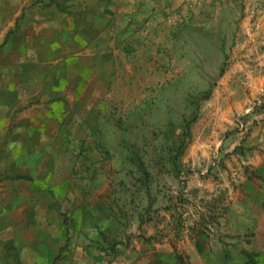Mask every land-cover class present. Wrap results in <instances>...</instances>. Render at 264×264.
<instances>
[{
	"label": "rangeland",
	"instance_id": "rangeland-1",
	"mask_svg": "<svg viewBox=\"0 0 264 264\" xmlns=\"http://www.w3.org/2000/svg\"><path fill=\"white\" fill-rule=\"evenodd\" d=\"M51 1L32 2L8 33L0 3V264H206L211 253L218 264L219 255H240L241 231L264 230V0H182L162 20L165 63L153 59L161 79L146 101L92 139L95 159L84 154L86 139H68L67 170L54 164L37 186L21 164L29 168L24 156L39 138L14 134L10 107L49 83L52 28L38 22L52 17ZM210 85L174 165L164 125L173 123L175 141L192 111L188 95ZM55 174L69 179L65 191L54 190ZM232 241V251L222 248Z\"/></svg>",
	"mask_w": 264,
	"mask_h": 264
},
{
	"label": "crops",
	"instance_id": "crops-1",
	"mask_svg": "<svg viewBox=\"0 0 264 264\" xmlns=\"http://www.w3.org/2000/svg\"><path fill=\"white\" fill-rule=\"evenodd\" d=\"M35 1L0 2L5 11L2 25H6V33L11 31L14 21L25 8ZM181 2H50L52 17L48 21L38 22L39 25L52 28L48 33L52 38V74L49 83L34 87L28 92V97L22 101L18 98L17 105L10 107V112H18L14 134L25 139L30 138L29 135L39 138L35 141L36 150L24 156L29 168L21 164L22 168L28 169L27 174L36 179H33L32 184L43 186L47 181L50 182V177L40 179L37 176L42 171L51 172L54 164L67 170L65 168L69 161L66 153L72 148L66 145L68 139H86L83 144L80 142L85 148L84 154L92 155L95 159L100 153L92 139L107 136L105 133L111 129L114 119L119 120L117 116L124 119V115L146 101L148 90L161 79L160 63H165L162 53L158 52L165 26L162 20L169 11L181 6ZM153 59L159 60L157 67ZM17 91L19 93V88ZM7 106L9 108L10 104ZM54 154L58 156L53 157ZM68 184L69 179L66 177L52 176L54 190L63 192L65 190L62 187ZM257 204L259 208L262 207L260 218L264 220V198H260ZM4 212V207H1L0 214ZM17 231L12 226L7 232ZM241 234L242 239L246 237L250 240L246 241L242 253L236 257L228 252L219 255L218 264H264V230L250 227L241 231ZM233 244L232 241L221 246L226 251H232L235 247ZM211 256L212 253L205 257V263L217 264ZM201 264L204 262L201 261Z\"/></svg>",
	"mask_w": 264,
	"mask_h": 264
},
{
	"label": "trees",
	"instance_id": "trees-1",
	"mask_svg": "<svg viewBox=\"0 0 264 264\" xmlns=\"http://www.w3.org/2000/svg\"><path fill=\"white\" fill-rule=\"evenodd\" d=\"M222 74V73H220ZM212 88L213 85H210V87L205 90L198 92L193 95H188L186 101L188 103V107L192 109L191 113L182 119V123L180 126L181 133L177 135L176 140L172 141L171 137L169 135H172L175 133L174 125L171 121L167 122L164 125L166 136L165 138H168L170 141V144L164 145L163 148H165V154L166 158L176 165L178 163V160L180 159L181 155L183 154L184 150L188 146V143L191 139V126L197 121L199 118L200 113V104L202 101L208 100L212 95ZM177 141V142H176ZM172 142V143H171ZM176 142V143H175ZM133 150V149H132ZM137 156V159L135 160L137 163V171L141 174V178L138 180L141 183L146 184V178L149 177V173L147 172V168L141 159L139 158L138 153H134L133 157ZM133 159L131 160V162ZM134 162V161H133Z\"/></svg>",
	"mask_w": 264,
	"mask_h": 264
},
{
	"label": "built area",
	"instance_id": "built-area-1",
	"mask_svg": "<svg viewBox=\"0 0 264 264\" xmlns=\"http://www.w3.org/2000/svg\"><path fill=\"white\" fill-rule=\"evenodd\" d=\"M142 1H144V2H145V1H148V0H142Z\"/></svg>",
	"mask_w": 264,
	"mask_h": 264
}]
</instances>
